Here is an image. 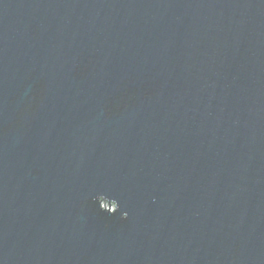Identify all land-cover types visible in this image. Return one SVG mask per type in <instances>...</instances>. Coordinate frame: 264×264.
<instances>
[{"label":"water","instance_id":"obj_1","mask_svg":"<svg viewBox=\"0 0 264 264\" xmlns=\"http://www.w3.org/2000/svg\"><path fill=\"white\" fill-rule=\"evenodd\" d=\"M0 264H264V0H0Z\"/></svg>","mask_w":264,"mask_h":264}]
</instances>
